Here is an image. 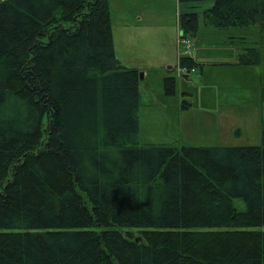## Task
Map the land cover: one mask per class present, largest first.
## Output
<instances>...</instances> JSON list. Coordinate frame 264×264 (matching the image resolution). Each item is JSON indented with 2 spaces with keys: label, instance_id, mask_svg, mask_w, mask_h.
<instances>
[{
  "label": "trees",
  "instance_id": "trees-1",
  "mask_svg": "<svg viewBox=\"0 0 264 264\" xmlns=\"http://www.w3.org/2000/svg\"><path fill=\"white\" fill-rule=\"evenodd\" d=\"M205 2L264 33V0H178L182 38ZM140 81L109 0H0V264H264V138L140 144Z\"/></svg>",
  "mask_w": 264,
  "mask_h": 264
},
{
  "label": "rangeland",
  "instance_id": "rangeland-1",
  "mask_svg": "<svg viewBox=\"0 0 264 264\" xmlns=\"http://www.w3.org/2000/svg\"><path fill=\"white\" fill-rule=\"evenodd\" d=\"M205 4L211 2L198 4L196 35L184 39L178 0H109L116 54L124 66L136 67L143 74L139 84L140 144L262 143L264 33L257 24L241 28V34L239 29L224 31L207 24L203 11L210 6ZM250 49L259 51L260 64L245 67L239 61ZM183 58L198 64L186 70L187 74L205 70L199 80L191 81L186 74L180 76L178 63ZM169 66L175 67V96L165 93L164 78ZM184 99L192 103L190 110H182Z\"/></svg>",
  "mask_w": 264,
  "mask_h": 264
},
{
  "label": "crops",
  "instance_id": "crops-1",
  "mask_svg": "<svg viewBox=\"0 0 264 264\" xmlns=\"http://www.w3.org/2000/svg\"><path fill=\"white\" fill-rule=\"evenodd\" d=\"M205 5H209L210 7L209 8H211L212 7V5H213V3L211 2V5L210 4H205ZM209 8H207V9H209ZM201 10H203V9H201ZM205 21V20H204ZM229 29H239V34H241V31L243 30V29H241V28H228L227 30H229ZM226 29H224V31H225ZM239 34L237 35V36H239ZM114 42H115V40H114ZM116 46V45H115ZM115 52H116V50H115ZM116 56H117V58L122 62V59L121 58H119L118 57V55L116 54ZM200 63V62H199ZM245 67H247V66H245ZM133 68H136V67H133ZM178 73L180 74V76H183L184 74H186V76L188 77V79L189 80H193V78L194 79H197V80H199L200 79V74H203V72L205 71V70H202V69H196V72H193V74H191L190 75V73L189 74H187L186 72V69H183V68H181V66H180V63H178ZM239 68H242V69H246V68H243V67H239ZM168 69H169V73H168V75H166L165 76V78H164V81H165V79L167 78V77H174L175 75H174V72H175V67L174 66H169L168 67ZM141 71V70H140ZM177 86H178V84H177ZM176 93H177V89H176ZM141 94V93H140ZM184 94V93H183ZM185 94H188V95H192L191 93H188V92H186ZM176 95V94H175ZM174 95V96H175ZM184 101H188V100H186V99H184ZM189 102V101H188ZM183 103V102H182ZM192 104V103H191ZM192 107V106H191ZM183 110V109H182ZM190 110V109H189ZM140 132H141V127H140ZM186 146V145H185Z\"/></svg>",
  "mask_w": 264,
  "mask_h": 264
},
{
  "label": "water",
  "instance_id": "water-1",
  "mask_svg": "<svg viewBox=\"0 0 264 264\" xmlns=\"http://www.w3.org/2000/svg\"><path fill=\"white\" fill-rule=\"evenodd\" d=\"M143 79V74H140V80H142Z\"/></svg>",
  "mask_w": 264,
  "mask_h": 264
}]
</instances>
